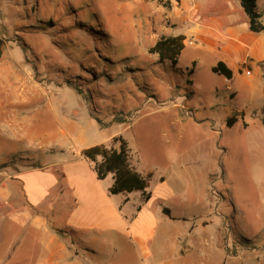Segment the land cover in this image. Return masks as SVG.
Instances as JSON below:
<instances>
[{
	"label": "rangeland",
	"instance_id": "374dc122",
	"mask_svg": "<svg viewBox=\"0 0 264 264\" xmlns=\"http://www.w3.org/2000/svg\"><path fill=\"white\" fill-rule=\"evenodd\" d=\"M170 7L0 0V178L41 166L53 174L77 147L117 146L120 135L131 165L154 172L156 228L141 264H264V93L255 88L252 109L227 127L225 110L208 108L228 95L222 77L191 84L184 59L149 52ZM257 9L264 23V0ZM189 223L180 257L173 231Z\"/></svg>",
	"mask_w": 264,
	"mask_h": 264
},
{
	"label": "crops",
	"instance_id": "0c3cea01",
	"mask_svg": "<svg viewBox=\"0 0 264 264\" xmlns=\"http://www.w3.org/2000/svg\"><path fill=\"white\" fill-rule=\"evenodd\" d=\"M170 6L165 36H182L178 62L184 59V67L190 66V83L202 74L222 77L228 95L208 108L225 110L226 118L238 111L243 119L252 109L255 88L264 93V31L249 29L239 0H170ZM218 62L232 71L230 79L212 71ZM93 145L77 147L75 159L53 163V174L41 166L0 178V264H141L149 255L156 228L151 209L155 195L149 185L147 201L140 191L110 194L112 174L103 187L106 177L98 179L93 164L81 155ZM138 172L154 175L151 170ZM157 180L165 185L164 177L157 175ZM164 207L173 218L162 212ZM160 212L189 222L167 206L160 205ZM173 232L182 257L190 223L184 235Z\"/></svg>",
	"mask_w": 264,
	"mask_h": 264
},
{
	"label": "trees",
	"instance_id": "16d2710c",
	"mask_svg": "<svg viewBox=\"0 0 264 264\" xmlns=\"http://www.w3.org/2000/svg\"><path fill=\"white\" fill-rule=\"evenodd\" d=\"M239 2L247 15L249 29L255 32L264 31V25L256 8V0H239ZM182 40L181 35H161L149 48V52L156 54L159 61H169L175 65L183 49ZM212 71L227 79L232 77V71L223 62L216 63ZM241 116H243L241 112L234 111L226 118L225 125L231 127ZM262 123L264 124V117ZM113 142L117 143V146L100 143L84 148L81 155L93 164L98 179H104L112 174L113 181L108 188L110 194L140 191L143 201H147L150 197L147 187L151 173L142 174L131 165L130 149L126 139L119 135L113 137ZM162 212L173 218L168 208L164 207Z\"/></svg>",
	"mask_w": 264,
	"mask_h": 264
}]
</instances>
